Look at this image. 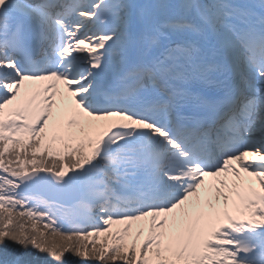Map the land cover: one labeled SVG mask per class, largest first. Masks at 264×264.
Listing matches in <instances>:
<instances>
[{"label":"snow or ice","instance_id":"1","mask_svg":"<svg viewBox=\"0 0 264 264\" xmlns=\"http://www.w3.org/2000/svg\"><path fill=\"white\" fill-rule=\"evenodd\" d=\"M0 264H264V0H0Z\"/></svg>","mask_w":264,"mask_h":264}]
</instances>
